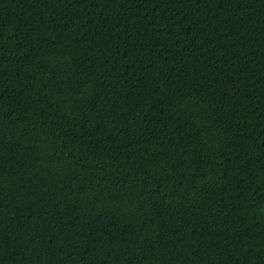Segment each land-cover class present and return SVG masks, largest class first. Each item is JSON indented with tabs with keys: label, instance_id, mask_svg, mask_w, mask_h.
I'll return each mask as SVG.
<instances>
[{
	"label": "trees",
	"instance_id": "16d2710c",
	"mask_svg": "<svg viewBox=\"0 0 264 264\" xmlns=\"http://www.w3.org/2000/svg\"><path fill=\"white\" fill-rule=\"evenodd\" d=\"M0 264H264V0H0Z\"/></svg>",
	"mask_w": 264,
	"mask_h": 264
}]
</instances>
